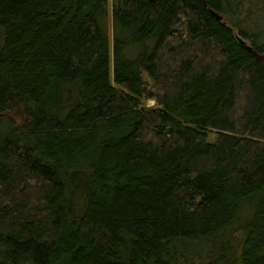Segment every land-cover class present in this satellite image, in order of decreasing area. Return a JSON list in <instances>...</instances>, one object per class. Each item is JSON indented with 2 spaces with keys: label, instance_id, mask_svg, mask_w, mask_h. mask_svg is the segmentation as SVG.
I'll use <instances>...</instances> for the list:
<instances>
[{
  "label": "trees",
  "instance_id": "16d2710c",
  "mask_svg": "<svg viewBox=\"0 0 264 264\" xmlns=\"http://www.w3.org/2000/svg\"><path fill=\"white\" fill-rule=\"evenodd\" d=\"M111 1L0 0V264H264V0Z\"/></svg>",
  "mask_w": 264,
  "mask_h": 264
},
{
  "label": "water",
  "instance_id": "95a60500",
  "mask_svg": "<svg viewBox=\"0 0 264 264\" xmlns=\"http://www.w3.org/2000/svg\"><path fill=\"white\" fill-rule=\"evenodd\" d=\"M211 13H212L213 16L216 17L217 20H220L221 17L216 12L211 11ZM239 41H240V43L242 45L245 46V48L247 50H249V51H251L253 53V55L256 57V59L260 60L261 62H264V54H258L256 51L253 50V48L251 46L247 45L246 42H244L241 39Z\"/></svg>",
  "mask_w": 264,
  "mask_h": 264
},
{
  "label": "rangeland",
  "instance_id": "374dc122",
  "mask_svg": "<svg viewBox=\"0 0 264 264\" xmlns=\"http://www.w3.org/2000/svg\"><path fill=\"white\" fill-rule=\"evenodd\" d=\"M111 4H112V1L109 0V7L111 6ZM255 20H257V18H255ZM260 23H261L260 28L262 30H264V20L260 21ZM146 104H147V106H152L154 104V102L152 100H148V101H146ZM14 116H15V118H17V120H19V117H21L19 112L17 113V115H14Z\"/></svg>",
  "mask_w": 264,
  "mask_h": 264
},
{
  "label": "bare ground",
  "instance_id": "6f19581e",
  "mask_svg": "<svg viewBox=\"0 0 264 264\" xmlns=\"http://www.w3.org/2000/svg\"><path fill=\"white\" fill-rule=\"evenodd\" d=\"M211 11H213V10H211ZM215 12V11H214ZM244 41V40H243Z\"/></svg>",
  "mask_w": 264,
  "mask_h": 264
}]
</instances>
